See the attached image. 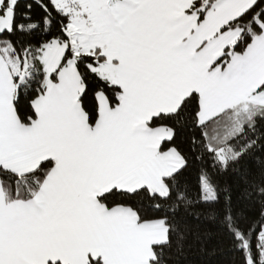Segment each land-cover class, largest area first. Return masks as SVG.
I'll return each instance as SVG.
<instances>
[{"label":"snow or ice","instance_id":"snow-or-ice-1","mask_svg":"<svg viewBox=\"0 0 264 264\" xmlns=\"http://www.w3.org/2000/svg\"><path fill=\"white\" fill-rule=\"evenodd\" d=\"M190 216L264 264V0H0V264H180Z\"/></svg>","mask_w":264,"mask_h":264},{"label":"trees","instance_id":"trees-1","mask_svg":"<svg viewBox=\"0 0 264 264\" xmlns=\"http://www.w3.org/2000/svg\"><path fill=\"white\" fill-rule=\"evenodd\" d=\"M250 167H255L256 162L250 161ZM188 222L192 225L193 233L189 237V243L192 245L180 264H239V256L229 250L227 243L219 235L218 229L206 219L197 220L194 217H188ZM199 235V239H197ZM201 248L211 252L217 250L215 255H208L201 251Z\"/></svg>","mask_w":264,"mask_h":264}]
</instances>
